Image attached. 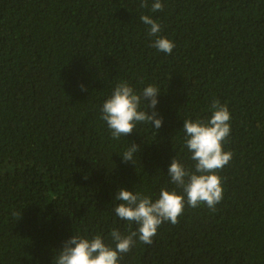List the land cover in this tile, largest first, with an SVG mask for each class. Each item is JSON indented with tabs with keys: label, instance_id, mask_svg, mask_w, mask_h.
<instances>
[{
	"label": "trees",
	"instance_id": "16d2710c",
	"mask_svg": "<svg viewBox=\"0 0 264 264\" xmlns=\"http://www.w3.org/2000/svg\"><path fill=\"white\" fill-rule=\"evenodd\" d=\"M153 2L0 0V264H55L72 235L114 247L113 228L137 227L115 215V192H181L167 170L173 157L194 165L183 120H206L214 100L231 115L223 199L186 206L120 264H264V0ZM142 15L171 54L152 46ZM120 82L160 90L156 132L138 123L111 137L101 107ZM132 142L133 164L122 162Z\"/></svg>",
	"mask_w": 264,
	"mask_h": 264
},
{
	"label": "clouds",
	"instance_id": "9594fccd",
	"mask_svg": "<svg viewBox=\"0 0 264 264\" xmlns=\"http://www.w3.org/2000/svg\"><path fill=\"white\" fill-rule=\"evenodd\" d=\"M140 7H148L147 0H141ZM160 0H154L151 11L162 10ZM141 21L149 25V35L155 37L153 47L165 54H171L175 44L160 35V24L149 15H142ZM160 90L155 85L146 86L142 93H136L127 82L118 83L101 107V119L106 122L111 137L118 140L130 135L138 123L150 124L155 132L162 126V117L155 111ZM147 101V103H145ZM141 104L144 108L141 109ZM152 109L151 113L146 111ZM211 115L206 120H183L184 146L191 153L193 168H188L176 157L171 159L167 175L170 182L181 189L177 192L166 187L160 189L158 198L119 187L113 199L120 201L114 207L115 215L136 229L127 234L113 228L110 232L114 247L104 242L100 234L91 238L72 235L63 242L55 257V264H120L122 256L130 251L136 239L151 244L162 223H179L185 207L197 208L205 205L215 211L223 199L222 178L218 172L232 159V153L224 150L229 137L231 115L226 104L214 100L210 105ZM139 146L132 142L121 157L122 162H133V154ZM133 164V163H132Z\"/></svg>",
	"mask_w": 264,
	"mask_h": 264
}]
</instances>
